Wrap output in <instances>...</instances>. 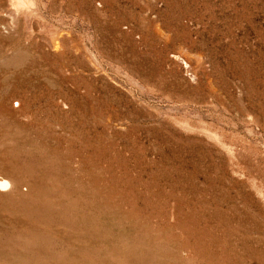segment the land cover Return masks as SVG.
<instances>
[{"label":"rangeland","instance_id":"rangeland-1","mask_svg":"<svg viewBox=\"0 0 264 264\" xmlns=\"http://www.w3.org/2000/svg\"><path fill=\"white\" fill-rule=\"evenodd\" d=\"M0 264H264V0H0Z\"/></svg>","mask_w":264,"mask_h":264},{"label":"bare ground","instance_id":"bare-ground-1","mask_svg":"<svg viewBox=\"0 0 264 264\" xmlns=\"http://www.w3.org/2000/svg\"><path fill=\"white\" fill-rule=\"evenodd\" d=\"M7 185H8L7 181H5V180L0 181V187L1 188L6 187Z\"/></svg>","mask_w":264,"mask_h":264}]
</instances>
